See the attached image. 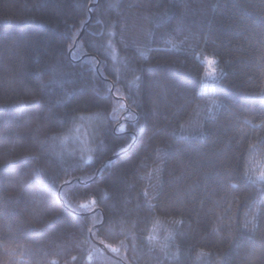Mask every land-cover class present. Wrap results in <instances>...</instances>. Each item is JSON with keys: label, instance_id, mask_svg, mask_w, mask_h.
Returning <instances> with one entry per match:
<instances>
[{"label": "trees", "instance_id": "16d2710c", "mask_svg": "<svg viewBox=\"0 0 264 264\" xmlns=\"http://www.w3.org/2000/svg\"><path fill=\"white\" fill-rule=\"evenodd\" d=\"M0 264H264V0H0Z\"/></svg>", "mask_w": 264, "mask_h": 264}, {"label": "snow or ice", "instance_id": "6c2138e0", "mask_svg": "<svg viewBox=\"0 0 264 264\" xmlns=\"http://www.w3.org/2000/svg\"><path fill=\"white\" fill-rule=\"evenodd\" d=\"M208 63H209V64H212V63H214V61L209 60ZM121 131H123V129H121Z\"/></svg>", "mask_w": 264, "mask_h": 264}, {"label": "water", "instance_id": "95a60500", "mask_svg": "<svg viewBox=\"0 0 264 264\" xmlns=\"http://www.w3.org/2000/svg\"><path fill=\"white\" fill-rule=\"evenodd\" d=\"M87 26V25H86ZM85 30V29H84ZM84 30H83V32H84ZM83 32H82V34H83ZM81 38V37H80ZM68 184H70V183H68Z\"/></svg>", "mask_w": 264, "mask_h": 264}]
</instances>
